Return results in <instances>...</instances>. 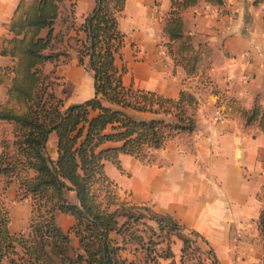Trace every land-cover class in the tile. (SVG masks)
<instances>
[{
    "label": "trees",
    "instance_id": "1",
    "mask_svg": "<svg viewBox=\"0 0 264 264\" xmlns=\"http://www.w3.org/2000/svg\"><path fill=\"white\" fill-rule=\"evenodd\" d=\"M198 1L171 0L163 27L168 53L188 75L198 73L205 50L185 33L182 11ZM124 3L95 0L84 21L75 25L72 6L69 14H61L62 0H20L7 22L10 35L0 39V53L14 61L0 66V83L7 86L0 119L12 123L13 136L2 133L0 175L4 187L17 181V193L31 200L32 213L27 232H11L9 209L0 196V264H161L173 255L174 236L183 242L181 260L199 264L200 254L206 253L212 264H221L200 232L171 214L122 198L105 170L107 160L120 165V153L153 163L156 149L196 127L193 92L181 89L173 97L124 83L127 66L116 61L126 42L118 26ZM58 17L66 31L55 29ZM70 28L84 33L76 36L74 48L78 62L92 72L94 94L65 104L55 91V77L43 65L69 58L63 40ZM224 99L225 104L218 96L223 111L239 112L246 124H257L264 132L263 104L255 101L245 108L234 98ZM51 132L57 136L55 157L47 147ZM66 189L75 192V200L68 199ZM57 212L73 216L68 229L58 223ZM258 228L264 240V204ZM198 238L208 246L204 252Z\"/></svg>",
    "mask_w": 264,
    "mask_h": 264
},
{
    "label": "crops",
    "instance_id": "2",
    "mask_svg": "<svg viewBox=\"0 0 264 264\" xmlns=\"http://www.w3.org/2000/svg\"><path fill=\"white\" fill-rule=\"evenodd\" d=\"M19 1L0 0V39L10 35L7 22ZM64 1L73 2L76 25L95 5V0H62V4ZM170 8L171 0H125L118 26L126 39L131 35L137 40L139 50L123 73V81L129 73L134 87L173 97L181 89L191 90L198 99L197 126L175 134L156 149L153 163L120 153V165L107 160L105 170L118 184L120 196L125 197L126 191V199L171 214L200 232L221 264H262L264 240L258 231V217L264 204V132L257 124H246L239 112L223 111L221 117L215 116L218 96L223 104L225 97L245 108L255 101L264 105V0H223L219 5L199 0L182 11L185 33L206 51V68L191 75L168 53L163 27ZM70 57L56 67L66 79L63 89L81 95L72 102L81 101L93 96L94 78L78 62L76 53ZM13 61L11 55L0 53V66ZM6 97L7 86L0 83V102ZM12 126L0 119V140L7 128L8 137L13 136ZM47 147L54 149L51 156L55 157V132L50 133ZM17 188L13 180L4 192L13 233L27 228L32 213L29 198H13ZM64 192L69 200H75L73 190ZM57 217L63 229L74 222L68 213L57 212ZM59 218L66 223L61 224ZM73 243H78L76 236ZM182 245V239L174 236L170 244L173 255L161 259V264H193L181 260Z\"/></svg>",
    "mask_w": 264,
    "mask_h": 264
},
{
    "label": "rangeland",
    "instance_id": "3",
    "mask_svg": "<svg viewBox=\"0 0 264 264\" xmlns=\"http://www.w3.org/2000/svg\"><path fill=\"white\" fill-rule=\"evenodd\" d=\"M66 1H64L63 2V4H62V12H61V14L64 16V14H69V10H70V8H71V6L73 7V2L72 1H70V3H65ZM68 4V5H67ZM72 16V15H71ZM72 19H73V21H74V23H75V20H74V9H73V16H72ZM63 21H62V18H59L58 19V21H57V24H56V29H61V30H65L66 31V27H65V24L66 23H62ZM76 25V24H75ZM71 29V28H70ZM70 29H68L67 30V32H65L66 33V35H65V37H64V40H63V45L67 48V50L69 51V56H73L74 55V53H76V51H75V42H76V40H75V38H76V36H83L84 35V33H83V31H79L78 33L76 32L75 34H74V32L76 31V29H74L73 28V31H72V33H70L69 32V30ZM69 32V33H68ZM137 50H139V46H138V42H137V40L135 39V38H133L131 35H128L127 36V39H126V42H125V45L123 46V48L121 49V53H120V56H118L117 57V63H118V65H121L122 63H125V65L127 66V71L129 70V66H130V63H131V61L132 60H134L135 59V56H137L138 55V52H137ZM206 52V51H205ZM204 52V53H205ZM203 53V54H204ZM70 57V58H71ZM64 62L65 60L63 59V57H60L57 61H55V62H46L44 65H43V70L44 71H49V70H51V68H52V70H51V74L55 77L54 78V81H55V91H56V93L59 95V96H61L62 97V99H63V101H64V103L65 104H67V103H70V102H72V101H74L75 99H78V98H80L81 97V95H79V94H77V93H75V92H73V91H71L70 89L68 90V88L66 89H63V87H64V84L66 85V79H65V76H64V74H62V71L60 70V71H58L57 70V67H56V65H58V64H62L61 62ZM199 66H200V68H199V71L201 70V69H203V71H204V69L206 68V66H207V62L204 60V58H203V60L199 63ZM55 71L57 72V74L55 73ZM198 71V72H199ZM197 74V73H196ZM124 81H125V83L126 84H130V83H132L131 82V77H130V74L129 73H127L126 75H125V77H124ZM188 90V89H187ZM189 91H191V90H189ZM192 92V91H191ZM167 96V95H166ZM166 105L167 106H170V104H168V103H166ZM197 107H198V103H197ZM218 109H220V106L218 105V108H217V110ZM220 111H221V109H220ZM196 112H197V110H196ZM132 113H134V115H137V113H135V112H132ZM161 116V115H160ZM243 118H244V116L243 115H241ZM171 117V114L170 115H167L166 116V118H170ZM244 121H245V118H244ZM246 123V122H245ZM254 124V123H253ZM196 126H197V122H196ZM196 128V127H195ZM193 131V130H192ZM184 132H190V131H184ZM7 137L9 136V129L7 128L6 130H5V133H4ZM2 138V137H1ZM11 138V137H10ZM0 149H1V147H0ZM49 153L52 155V156H54L55 155V151H54V149L52 148V147H50L49 148ZM260 165L262 166V163H260ZM260 166V167H261ZM263 167H264V164H263ZM125 170H127L126 168H125ZM263 171H264V169H263ZM108 172L109 173H113V171H112V168H109L108 167ZM126 172H129V171H126ZM16 181V180H15ZM17 182V181H16ZM18 184V183H17ZM5 190H6V187H4V178H3V176H1L0 175V196H2L3 197V199H4V197H5V194H4V192H5ZM20 195H18V193H17V191H16V193L14 194V196H13V198H16V199H19L20 197H19ZM124 196L126 197L127 196V192L125 191V194H124ZM121 197H123V196H121ZM125 197H123V198H125ZM126 199V198H125ZM4 201L6 202V200L4 199ZM57 220H58V217H57ZM59 222L61 223V224H65L66 223V221L64 220V219H60L59 218ZM25 232H27V228L24 230ZM258 231H259V228H258ZM260 232V231H259ZM260 234V233H259ZM198 243H199V245L201 246V251H203L204 252V249H207L208 248V246H207V244L202 240V239H200V238H198ZM199 258H201L200 260H199ZM198 258V260H199V264H212V262H211V260L209 259V258H207V255H206V253L204 254V253H201L200 254V257ZM188 260H190V261H194L193 259H188Z\"/></svg>",
    "mask_w": 264,
    "mask_h": 264
},
{
    "label": "built area",
    "instance_id": "4",
    "mask_svg": "<svg viewBox=\"0 0 264 264\" xmlns=\"http://www.w3.org/2000/svg\"><path fill=\"white\" fill-rule=\"evenodd\" d=\"M220 109H221V111H220ZM220 109H218L217 110V112H216V118H219V117H221L222 116V114H223V109L220 107Z\"/></svg>",
    "mask_w": 264,
    "mask_h": 264
}]
</instances>
